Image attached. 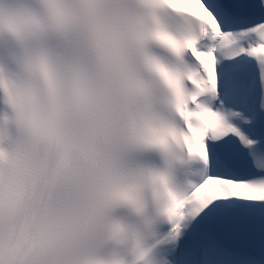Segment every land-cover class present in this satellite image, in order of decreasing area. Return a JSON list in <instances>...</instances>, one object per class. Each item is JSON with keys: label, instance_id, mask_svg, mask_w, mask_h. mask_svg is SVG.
<instances>
[{"label": "snow or ice", "instance_id": "1", "mask_svg": "<svg viewBox=\"0 0 264 264\" xmlns=\"http://www.w3.org/2000/svg\"><path fill=\"white\" fill-rule=\"evenodd\" d=\"M0 264H264V0H0Z\"/></svg>", "mask_w": 264, "mask_h": 264}]
</instances>
